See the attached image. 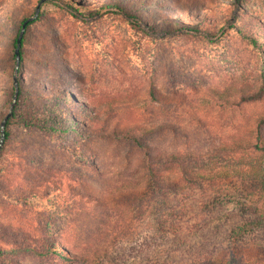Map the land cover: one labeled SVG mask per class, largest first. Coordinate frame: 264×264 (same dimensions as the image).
Wrapping results in <instances>:
<instances>
[{
    "label": "rangeland",
    "instance_id": "rangeland-1",
    "mask_svg": "<svg viewBox=\"0 0 264 264\" xmlns=\"http://www.w3.org/2000/svg\"><path fill=\"white\" fill-rule=\"evenodd\" d=\"M8 116L0 249L16 252L0 264H215L238 223L232 172L263 160L220 148L264 118V0H0V131ZM159 124L177 129L140 137ZM128 129L188 154L185 175L161 172L181 190L141 215L128 197L143 152L116 137Z\"/></svg>",
    "mask_w": 264,
    "mask_h": 264
},
{
    "label": "trees",
    "instance_id": "trees-1",
    "mask_svg": "<svg viewBox=\"0 0 264 264\" xmlns=\"http://www.w3.org/2000/svg\"><path fill=\"white\" fill-rule=\"evenodd\" d=\"M119 9L123 11L121 6H119ZM25 22L26 20L23 24ZM23 42V39H21V45ZM17 90L18 96V94L21 93L20 85ZM214 93L219 95L217 91H214ZM150 96L154 103H159V99L154 92H151ZM259 100L260 99H243L241 102ZM10 122L11 121L8 120L5 124V138L9 136L8 128ZM257 123L258 126L255 131L254 138L250 137L249 139H239L234 141L231 146H224L220 148L222 153L236 154L241 152V154H248L250 152L259 156L263 160L257 164H251L247 168L236 167L232 172L234 174L233 179L237 180L234 185L232 184L235 188L236 195H232L227 202L233 205L236 209L237 213L234 215L237 217L238 223L231 227L227 234L223 237V244H226V250L222 257H214L213 262L215 264H264V136L259 129L262 125H264V118L258 119ZM163 129H171L175 132L177 128L173 125L159 124L151 127L150 129L146 128L140 137L149 138L154 134L162 132ZM130 131L131 130L128 129L124 132V134H117L116 137L120 140L134 141L143 152L144 184L141 191L128 197L133 199V204L136 205L135 210L139 211L138 214L141 215L145 210L143 207V202L145 200L153 199L155 197L163 199V197L166 198L169 190L173 193H178L179 190H181L179 183L170 182L169 179H165L161 172L167 171L172 173L174 169H179L181 174L185 175L186 168L182 165V163L188 158V154L181 155L180 152L177 151L169 152L166 150L153 149L149 147L144 140H140V137L129 134ZM187 181L192 183V181ZM225 197L228 199L227 195ZM163 215L164 214L160 216L158 225H161V218L164 217ZM158 232L161 234L159 235L160 238H168L167 235H162L169 233L165 228L158 227ZM176 234L179 235V237L181 235L179 233ZM244 246L247 248H243ZM246 251H249V258L248 261L243 262V256ZM10 252L16 251L0 249V254ZM55 253L60 258L71 259L70 256L67 255L68 253L65 254L59 248H56ZM163 255L164 254L160 256V259L158 258L155 261V264H187L174 260L163 261L164 258H167L168 256L170 257V255H167L163 258Z\"/></svg>",
    "mask_w": 264,
    "mask_h": 264
},
{
    "label": "water",
    "instance_id": "water-1",
    "mask_svg": "<svg viewBox=\"0 0 264 264\" xmlns=\"http://www.w3.org/2000/svg\"><path fill=\"white\" fill-rule=\"evenodd\" d=\"M38 10H39V9H38ZM37 12H38V11H37ZM26 22H27V21H26ZM26 22L23 24L22 30H24ZM22 32H23V31H22ZM21 38H22V33H21V35L19 36V38L17 39V45H16V48H15V56H16V59H17V65H16V66H17V69H18V67H19V61H20ZM15 86H16V93H17V85H15ZM8 118H9V116L6 117V118L4 119V121L2 122V124H1L0 149H1V147H2V145H3V142H4V139H5V136H4V128H5V124H6Z\"/></svg>",
    "mask_w": 264,
    "mask_h": 264
}]
</instances>
